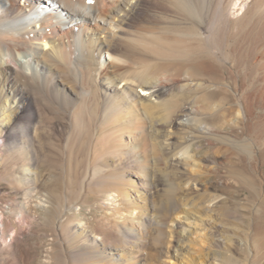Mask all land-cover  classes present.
Wrapping results in <instances>:
<instances>
[{
    "label": "bare ground",
    "instance_id": "1",
    "mask_svg": "<svg viewBox=\"0 0 264 264\" xmlns=\"http://www.w3.org/2000/svg\"><path fill=\"white\" fill-rule=\"evenodd\" d=\"M236 1L0 0V141L21 112L28 89H48L56 75L69 77L79 89L70 117L78 140L89 128L88 99L93 91L104 96L105 119L118 112L114 104L119 101L144 118L146 126L141 131L148 136L158 132L154 121L159 115L171 114L175 131H168V139L142 154L138 164L143 169L135 178H148V171L159 162L156 152L168 151L170 160L179 164L192 160L193 144L217 143L213 154L231 161L229 178L234 188L248 191V199L241 204L236 198L230 216L234 233L226 239L216 237L226 241L232 252L206 258L213 264H264V179L263 184L257 180L264 175V0H241L243 10L232 15ZM63 86L69 87L65 79ZM132 111H120L123 129L135 123ZM165 122L157 120L156 124ZM133 129L127 132L130 140L136 136ZM176 134L179 145L175 148L181 150L172 152ZM128 146L140 154L137 145ZM198 163L184 164V188L194 178L209 176ZM22 172L36 177L30 166ZM141 186L131 199L134 206L113 209V216L125 211L123 221H133L136 227L156 225L171 238L174 229L169 224L177 218L162 223L158 214L166 217L168 206L159 209L144 189L146 184ZM110 194H104V200ZM219 200L221 196L208 199L204 210L215 214L213 206ZM172 207L174 212L182 208L196 217L191 212L193 204ZM246 210L252 217L239 227L237 214ZM200 221L222 227L211 217ZM207 233L197 221L192 229L180 231L179 248L185 252L174 253L178 264L186 263V254L201 252ZM71 236L70 240L64 236V244L81 240L79 264H161L132 263L134 257L124 258L127 252L124 255L122 249L110 245L102 231L95 237L85 230ZM237 240L242 241V260ZM201 264L208 263L202 260Z\"/></svg>",
    "mask_w": 264,
    "mask_h": 264
},
{
    "label": "rangeland",
    "instance_id": "2",
    "mask_svg": "<svg viewBox=\"0 0 264 264\" xmlns=\"http://www.w3.org/2000/svg\"><path fill=\"white\" fill-rule=\"evenodd\" d=\"M236 2L232 15L243 10L242 1ZM60 76L56 75V82L48 89H28L21 112L0 141V264H79L76 262H82L81 240L66 245L64 236L70 240L73 233L83 230L92 237L99 231L106 233L110 245L122 249L124 255L127 252L124 258L134 257L132 263L143 260L147 263L178 264L174 253L185 252L179 248L180 231L183 228L192 229L195 221L204 225L208 238L200 253L185 255V264H201L202 260L213 264L206 258L207 255H229L232 251L226 241H217L216 237L226 239L234 233L230 225L233 206L245 203L248 191L234 188L228 173L231 161L213 154L217 143L202 140L193 144L192 160H181L179 164L170 160L168 151L156 152L159 162L153 171H148V178L139 181L135 178L143 169L138 164L139 158L151 150L152 144L168 139V131H175L174 117L171 114L159 115V119L154 121L158 132L148 136L141 131L146 126L144 118L119 101L114 104L118 106V112L105 119L102 114L105 99L102 100L104 96L97 90L88 99L89 128L78 140L71 125V111L79 89L69 77ZM64 79L69 87L63 86ZM121 110L132 111L131 115L136 119L129 128L127 125L123 129L121 125ZM176 111L179 110L176 108ZM157 120L166 122L158 125ZM133 128L136 129V136L130 140L127 132ZM176 135L171 140L174 142L172 152L181 150L180 147L175 148L179 145ZM128 145H137L140 154L130 151ZM122 146H126L125 150ZM193 160L199 162L202 171L209 176L201 180L194 178L192 185L184 188L183 166ZM25 166L36 170V177L25 175L22 172ZM263 179L264 175L258 176L257 180L262 183ZM141 182L146 184L144 189L149 190L153 204L159 209L168 206L166 217L158 214L161 222L177 218L169 224L174 229L171 238H167L164 230L156 225H137L138 229L133 221H123L122 217L127 215L125 211L113 216V209L134 206L131 199L135 198L137 191L141 192ZM131 186L134 187L131 189ZM109 191V198L104 200V194ZM262 192L264 194V190ZM218 196L221 200L213 206L215 214L209 215L203 203ZM236 198H240L239 202ZM183 203L193 204L191 212L196 217L182 208L173 211L172 206ZM249 205L251 208V202ZM137 214L138 211L134 212L133 217ZM237 215L239 227L248 224L252 217L249 210ZM205 216L213 218L222 227L206 226L200 221ZM185 217L190 218L187 220ZM237 241V253L242 260V241ZM222 264L231 263L225 261Z\"/></svg>",
    "mask_w": 264,
    "mask_h": 264
},
{
    "label": "snow or ice",
    "instance_id": "3",
    "mask_svg": "<svg viewBox=\"0 0 264 264\" xmlns=\"http://www.w3.org/2000/svg\"><path fill=\"white\" fill-rule=\"evenodd\" d=\"M89 2H91V0H89Z\"/></svg>",
    "mask_w": 264,
    "mask_h": 264
}]
</instances>
